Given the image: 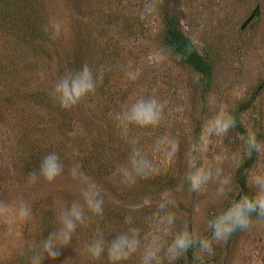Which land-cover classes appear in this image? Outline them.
Wrapping results in <instances>:
<instances>
[{
  "label": "rangeland",
  "instance_id": "1",
  "mask_svg": "<svg viewBox=\"0 0 264 264\" xmlns=\"http://www.w3.org/2000/svg\"><path fill=\"white\" fill-rule=\"evenodd\" d=\"M41 1L51 32L48 55L31 58L26 69L9 74L17 75L14 79L0 76V264H29L59 227L61 209L82 203L86 185L99 192L103 217L78 227L57 260L45 258L44 264H109L106 256L93 260L86 245L98 227L113 239L126 215L142 229L143 246L153 222L148 203L161 192L175 201L176 229H197L212 245L210 253L189 248L172 264H264L263 219L252 217L248 228L220 240L213 238L209 221L242 195L238 178L244 177L246 194L254 195L255 178L264 177V144H258L250 168L240 170L250 144L218 120L221 113L233 118L239 104L250 102L240 115L241 129L247 138L264 131V0ZM147 7L153 11L146 13ZM255 8L256 19L241 29ZM174 16L212 64L207 85L164 45L163 21ZM1 45L0 39V55ZM76 57L83 59L81 68L88 64L103 78L94 93L64 110L50 92L72 71ZM140 95L165 104L162 125L131 126L122 136L114 114ZM38 96L52 101L50 110L34 104ZM165 132L178 140L174 160L159 174L123 183L117 170L127 163L133 142L151 152ZM52 152L61 159V175L52 182L33 181L28 169L34 155ZM76 165L87 180L72 177ZM125 264H141L140 251Z\"/></svg>",
  "mask_w": 264,
  "mask_h": 264
},
{
  "label": "clouds",
  "instance_id": "2",
  "mask_svg": "<svg viewBox=\"0 0 264 264\" xmlns=\"http://www.w3.org/2000/svg\"><path fill=\"white\" fill-rule=\"evenodd\" d=\"M152 11V7L146 8V13ZM58 32L57 25V34ZM102 78V72L99 75L94 74L88 64L80 70H66L52 88L50 95L61 109L69 110L78 105L83 98L94 93L97 82ZM164 109L165 104L154 96L140 95L130 105L115 113L114 119L122 136L126 137L131 126L141 129L160 128L165 117ZM218 120L224 130L235 126L230 114L221 113ZM246 139L254 150L258 149L255 137ZM138 144L139 141L133 142L127 163L117 170L122 182L128 185H134L138 179H147L159 174L161 167L174 160L178 151V140L174 134L167 132L157 138L151 152H146L137 146ZM79 169L80 165L71 169L74 179L83 177ZM62 171L59 155L52 152L42 158L38 172L31 173L30 178L34 181L42 177L45 181L52 182ZM83 178L87 180L86 177ZM254 183L256 187L254 195L243 194L219 213L209 216L214 239H226L233 232L248 228L254 213L264 216V177H256ZM81 198L82 203L73 202L70 207L61 209L59 227L42 241L40 251L34 252L29 264H44L45 258L56 261L62 250L71 243L78 227L86 225L90 218L103 217V202L95 185H86L81 191ZM148 206L154 209L150 217L153 222L149 228L147 242L143 246L140 238L142 229L133 223L131 215H126L122 230L116 232L113 239L106 238L102 228L96 229L94 237L86 245L90 257L98 260L106 256L109 264H125L140 251L141 264H164L165 259L168 264H172L189 248H198L209 253L212 251L210 241L200 236L197 229L189 232L186 225L176 229V215L172 210L175 201L170 193L161 192L159 198L155 202H149ZM20 214L27 216V209L22 208Z\"/></svg>",
  "mask_w": 264,
  "mask_h": 264
},
{
  "label": "trees",
  "instance_id": "3",
  "mask_svg": "<svg viewBox=\"0 0 264 264\" xmlns=\"http://www.w3.org/2000/svg\"><path fill=\"white\" fill-rule=\"evenodd\" d=\"M73 2V0H72ZM164 45L174 54L179 62L201 78L204 85L212 77L213 67L209 60L203 58L195 49L190 40L179 29L176 17L170 20H164ZM124 29L130 30L128 26ZM50 25L48 17L44 11L41 0H0V39L2 53L0 55V76L7 75L8 78L14 79L19 68L26 69L27 63L31 58L48 55V44L51 42ZM83 59L80 61L78 57L74 58L69 64L72 71L80 70L84 64ZM32 94V93H31ZM28 94H25L26 96ZM51 102L48 99L38 96V100L34 102L37 106H46L48 110L51 108ZM250 102L239 104L233 115L235 121L234 129L239 133L244 141L248 144L246 133L240 126V115L247 111ZM256 143L264 144V131L257 135ZM249 156L242 164L240 170L249 169L255 160V152L249 145ZM46 153H37L34 155L28 175L38 172L39 165ZM241 173V171H239ZM237 177L239 176V174ZM238 184L241 187L242 195L246 194V181L244 177L238 178ZM240 198V196H239ZM253 218L264 220V216L253 214ZM251 217V218H252Z\"/></svg>",
  "mask_w": 264,
  "mask_h": 264
},
{
  "label": "water",
  "instance_id": "4",
  "mask_svg": "<svg viewBox=\"0 0 264 264\" xmlns=\"http://www.w3.org/2000/svg\"><path fill=\"white\" fill-rule=\"evenodd\" d=\"M258 15V8H255L254 11L251 13V15L248 17L247 20H245V22L243 23L241 29H244L248 23H250L251 21L255 20L256 17Z\"/></svg>",
  "mask_w": 264,
  "mask_h": 264
}]
</instances>
